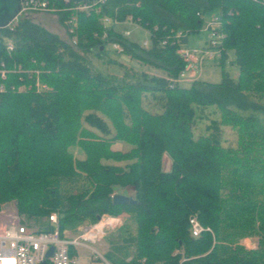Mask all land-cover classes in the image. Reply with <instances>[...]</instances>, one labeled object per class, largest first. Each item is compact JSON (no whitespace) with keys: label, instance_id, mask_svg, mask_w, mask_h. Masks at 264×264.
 Returning a JSON list of instances; mask_svg holds the SVG:
<instances>
[{"label":"trees","instance_id":"trees-1","mask_svg":"<svg viewBox=\"0 0 264 264\" xmlns=\"http://www.w3.org/2000/svg\"><path fill=\"white\" fill-rule=\"evenodd\" d=\"M115 9L148 30V47L104 27ZM211 14L224 35L219 81H173L185 67L179 47ZM77 35L71 46L25 16L0 28V208L14 202L39 231L52 212L60 231L127 213L132 232L105 255L111 264H264V0H106L78 15ZM114 41L160 73L92 66L86 54L101 58ZM230 55L237 78L224 67ZM208 106L219 120L196 133ZM221 125L235 128V145L223 146ZM128 186L136 203L113 204ZM192 214L212 232L192 237ZM246 236L256 248L238 244Z\"/></svg>","mask_w":264,"mask_h":264},{"label":"built area","instance_id":"built-area-1","mask_svg":"<svg viewBox=\"0 0 264 264\" xmlns=\"http://www.w3.org/2000/svg\"><path fill=\"white\" fill-rule=\"evenodd\" d=\"M105 2L106 0L80 2L72 0H24L21 2L19 17L30 12L66 14V41L75 47L78 44V15L80 13H99ZM116 16L115 9L114 16L103 15L99 19L104 27L117 26L120 23L135 24L136 27H141L133 21L131 15H128L124 21H120ZM19 17L12 20L6 27L12 29ZM202 17L205 21L204 30L208 33L207 40L201 47L187 45L179 47L178 53L185 61V67L179 77L173 79L177 83H184L187 79L195 81L198 76L196 74L200 72V67L206 59H219L221 57V44L224 35L218 31L221 25L220 17L214 14ZM120 34L127 38L129 30H124ZM181 35V32L176 34L177 37ZM106 37L107 33L103 31L101 39ZM166 42L167 39H164L162 44H166ZM108 44L116 52L123 53L124 47L119 42L114 41ZM142 44V47H148L149 41L143 40ZM7 48L11 50V44H8ZM0 72L4 76V70H0ZM188 73L193 77H189ZM37 86L40 88L38 82ZM48 221L51 229L39 231L25 221L24 217L19 214L14 202L3 205L0 208V264H41L44 260L47 261V264H80L77 252L70 251V248L76 251L79 246L86 242L94 243L103 237L108 229H114L121 223L119 216L103 215L97 222L81 226L79 234L75 237L66 238L64 232L59 230L58 216L55 212L50 213ZM188 229L192 237H199L203 232H212L210 227L201 224L195 214L188 217ZM51 247L52 252L49 257H46V253Z\"/></svg>","mask_w":264,"mask_h":264},{"label":"rangeland","instance_id":"rangeland-1","mask_svg":"<svg viewBox=\"0 0 264 264\" xmlns=\"http://www.w3.org/2000/svg\"><path fill=\"white\" fill-rule=\"evenodd\" d=\"M31 17L29 18L31 21L37 23L42 28L48 30L47 28H45L44 26L41 25V22L39 21L40 19L31 18ZM45 25H46V27H48L47 24H45ZM118 26H119L121 32L124 30H129V35L127 36V39L129 41H133L135 43H138L141 46L143 45L142 44L143 40L147 39L149 41L148 30L146 31V30L142 29L141 27H135L134 25H131L129 23H120ZM135 29H139V30L135 31ZM121 32H119V33H121ZM207 36H208L207 31H205L203 29L197 33L191 34L188 38L187 46L201 47L202 45H204L205 41L207 40ZM86 57L91 62L92 66H94L96 69H100L105 74L108 73V74L121 75L124 67L125 68L131 67L137 71H146L149 74H159L160 73L159 71H157L155 69L148 68L143 64H139V62H137L134 59H130L128 56L124 55L123 53L116 52L111 47L110 44L105 45L104 55L101 58L96 57L95 55L89 54V53L86 54ZM229 58L230 59H228V62L225 64L224 67L231 74V76L233 78H237L238 68L234 64H232V62H231L232 55H230ZM119 63L124 65V67H120ZM221 70L222 69H221V66L219 64L218 59H215V58L206 59L200 67V72H198L196 74V75H198L196 80L199 79V80H203V81L217 82L220 79ZM187 75L189 77H193L189 73ZM192 81H189V79H187L183 84L188 85ZM39 86H40L39 90L45 89L43 85L39 84ZM219 117H220V113L215 108V106H208V107L202 108L201 111L199 110L198 117H196L195 125H194V129H195L196 133H210L212 131V129L210 127L211 121H217V120H219ZM219 129L222 130V134H223V137H222L223 138V142H222L223 146L235 145L236 137H237L235 128L232 126H229V125H223V126L221 125ZM129 147L130 146H128L127 144H124V143L119 142V141L115 142L112 146L113 149H128ZM72 152L74 153L75 156H78V157L83 156L82 152L77 148H73ZM169 165H170V159L166 154H164V156H163L164 169L167 170L169 168ZM127 188H129V186ZM117 190L119 191L122 189H120V187H116V190L114 193H118ZM130 194H131V191H130ZM6 204H3V205H6ZM127 216H128L127 213H125L123 216H119L121 223L119 224V226H117V229H114V231H113V229H112V231H111V229L107 230L106 233H108V231H110V232L107 235H105L104 237L108 238L107 239L108 242L111 240L115 241L117 239H119V241H120L121 238L125 237L128 233L132 232V226L130 225V223L127 224L128 223V220H126ZM43 220H45V219H43ZM30 225H32L35 228L37 227L36 222H33V221L30 222ZM238 244L240 246H243L245 249H254L257 247L258 237L257 236L243 237L238 241ZM98 249L100 250L101 247H98ZM81 259H82V256H81Z\"/></svg>","mask_w":264,"mask_h":264},{"label":"crops","instance_id":"crops-1","mask_svg":"<svg viewBox=\"0 0 264 264\" xmlns=\"http://www.w3.org/2000/svg\"><path fill=\"white\" fill-rule=\"evenodd\" d=\"M24 16L27 17V18H30L32 16L31 18L40 19L39 21L41 22L42 26H44L45 28H47L52 33H54L57 36H59V38H61L63 40L67 39V32H66L65 25H63L60 22L58 15H56V14H48V13H33V12H30V13L24 14ZM45 24H47L49 28L46 27ZM134 26L136 27L135 24H134ZM114 28L116 29L117 32H121V30H120L118 25L114 26ZM138 30L139 29H135V31H138ZM120 189H122V190H119V191L117 190L118 193H122V194H126V195H129V196H132V192L133 191H132L131 187H129V188L125 187V188H120ZM130 191H131V194H130ZM123 215L124 214H122L120 216H123ZM87 224H91V222H87L86 221V222H84L82 224L77 225L74 228L63 230L64 236L66 238L75 237L76 235L79 234L80 227L83 226V225H87ZM114 229H117V227L114 228ZM114 229H113V231H114ZM111 231H112V229H111ZM109 232L110 231H108V233ZM108 233H106L105 235H107ZM104 236L101 237L98 241H96L94 243H90V242L84 243V245L79 246L76 251L73 248H71L72 252H77L80 264H111L106 259L105 255L107 253H111L112 246L116 242H119V239H117L115 241L111 240V241L108 242V240H107L108 238H106ZM98 247H101V249L99 250ZM81 256H82V259H81ZM128 260H129V257L126 259V261H128Z\"/></svg>","mask_w":264,"mask_h":264},{"label":"water","instance_id":"water-1","mask_svg":"<svg viewBox=\"0 0 264 264\" xmlns=\"http://www.w3.org/2000/svg\"><path fill=\"white\" fill-rule=\"evenodd\" d=\"M24 0H0V28L6 27L12 20L19 17L21 2ZM75 2L80 1H94V0H72ZM103 47H101L102 49ZM112 203L116 205H125V204H134L136 200L129 195L122 193H113L111 195ZM52 252V247L46 253V257ZM41 264H47V261L44 260Z\"/></svg>","mask_w":264,"mask_h":264}]
</instances>
